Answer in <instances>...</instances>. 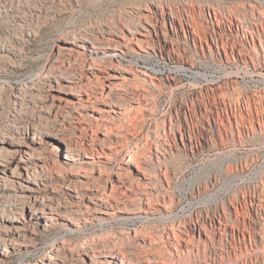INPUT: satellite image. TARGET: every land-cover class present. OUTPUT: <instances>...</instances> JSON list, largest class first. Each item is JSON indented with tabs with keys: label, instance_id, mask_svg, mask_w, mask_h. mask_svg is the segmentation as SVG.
<instances>
[{
	"label": "rangeland",
	"instance_id": "1",
	"mask_svg": "<svg viewBox=\"0 0 264 264\" xmlns=\"http://www.w3.org/2000/svg\"><path fill=\"white\" fill-rule=\"evenodd\" d=\"M128 131L150 212L85 150ZM207 216L226 235L179 264H264V0H0V264H165Z\"/></svg>",
	"mask_w": 264,
	"mask_h": 264
},
{
	"label": "bare ground",
	"instance_id": "2",
	"mask_svg": "<svg viewBox=\"0 0 264 264\" xmlns=\"http://www.w3.org/2000/svg\"><path fill=\"white\" fill-rule=\"evenodd\" d=\"M144 29H145V31H147V33L141 34L142 39H138L136 37L129 38L128 40H126L124 42L123 45L125 47H128L129 44H136L137 47H139L140 49L144 48L145 46L146 47L150 46L153 42L152 41L153 39L151 38V36H150L151 34L148 32V29H146L145 27H144ZM133 72L134 71L131 69H127V68L124 69V73L133 74ZM142 74L147 75V73H145V72H143ZM136 76H135V78H136ZM110 79L112 81L118 80V82H114V83L108 82L107 77L100 79V81H99L100 82L99 84L101 85L100 90H96V91L89 94L90 101H93L94 99H96V100L101 99L102 100L104 97L109 98V97L113 96L114 94H116V92H118L120 89H123L127 85H129L128 84L129 77L127 75H125V76L124 75H118V76H114ZM107 113H109L108 118L109 117L113 118L114 117L113 114L116 116L119 115V112L117 110H113V109L108 110ZM76 120H77L76 123H78V124L81 122L80 119H76ZM132 130H133V128H132ZM134 133L128 131L124 136L121 137V138L124 137L123 140L121 139L122 141H115V142L111 138H109L108 135L104 134V137H96V138L92 139L91 144L89 143L85 147V150H87V148H90V147H95L96 145L101 147L103 152L101 153V156L99 157V159H102V160H100L101 164H99L97 167L99 168V171L103 174H105V172L110 173V177H109L110 180L109 181L112 184V190H114V192H115L114 194H116L117 196H120L118 194V193H120L121 195H123L125 197L126 200L132 201V202H135L134 198H137L138 203L141 204V207L143 209L142 211L150 212L151 209H150V205H149V194L147 192L149 187L146 186L147 183L145 184V181H148L149 177H147V175L144 172H142L140 169L141 173H138L134 177L129 178V177H127V175L122 170H120V168L118 167L119 164H117V162L120 161L119 159L123 156L124 148L131 141V139L134 138ZM135 135H136V133H135ZM156 151H158V150L156 149ZM152 154H153V150H149V153L147 154L146 158H150ZM122 160H123L122 163H124V162L127 163L130 161L133 162V160H131V159H128L127 161H125L126 159L124 158ZM127 191L129 193H127ZM114 199H116V196ZM236 214H237V216H239V212H237ZM217 218L218 219L216 221L215 217L207 216V219L205 218V220H203L204 219L203 218L202 220L192 222L190 224V228L188 230L185 229L183 231L176 232L175 229L173 230V228H172V231L170 230L172 233H170V232L164 233L163 232L164 234L161 237L159 245L163 249L169 250V252H170L169 256H171L170 257L171 259H170V261H168L169 263L168 262L167 263L168 264H179L180 259L182 258V255L184 254L185 251H187L188 255H190L196 251V250L194 251L195 248H197L198 246H201L200 243H203L205 247L208 246V244L212 242V240L216 236V234L219 233L221 237L226 235L227 228L225 227V224L222 222V216H218ZM236 231H237V229L233 228L232 234H235ZM197 236H198V241H196ZM155 248H157V247H155ZM162 250L160 249V251H162ZM173 252H176V254ZM143 253H145V255H141V257L143 256V258L147 259L148 258L147 257L148 256L147 251L145 250V251H143ZM139 258H140V256H139ZM159 263H161V262H159ZM167 263H165V264H167Z\"/></svg>",
	"mask_w": 264,
	"mask_h": 264
}]
</instances>
